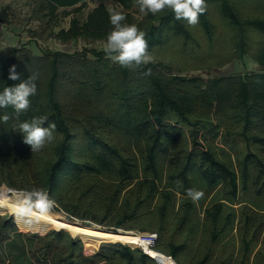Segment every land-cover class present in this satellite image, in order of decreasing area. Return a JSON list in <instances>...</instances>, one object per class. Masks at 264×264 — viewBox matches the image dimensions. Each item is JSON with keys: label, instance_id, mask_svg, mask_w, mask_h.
Segmentation results:
<instances>
[{"label": "trees", "instance_id": "obj_1", "mask_svg": "<svg viewBox=\"0 0 264 264\" xmlns=\"http://www.w3.org/2000/svg\"><path fill=\"white\" fill-rule=\"evenodd\" d=\"M116 1L122 10H114L126 16L122 23L146 33L153 58L147 65L126 68L88 46L106 43L113 26L103 3L77 17L82 0H41L47 16L61 9L77 14L55 37L85 41L82 49L0 51V91L38 76L26 112L17 117L12 107L0 109V118L10 117L0 119L1 191L15 188L24 199L21 191L43 189L66 214L112 227V233H155L151 248L178 264H264V0H205L195 26L170 9L141 11L143 19L135 22L136 0ZM254 7L262 13L250 15ZM225 28L232 41L228 57L197 58L192 70L241 62L244 71L207 81L181 75L175 59L182 52L211 45L209 56L217 60L212 50ZM171 48L173 55L163 54ZM249 63L257 68L245 69ZM12 65L20 79L8 78ZM34 116H46L45 127L56 124L54 139L35 153L17 131ZM189 188L203 191L201 205L212 195L202 217ZM241 194L259 202L237 208ZM52 225L56 230L47 232ZM27 230L36 233L0 217V264H160L131 247L137 244L89 250L93 237L109 231L62 214L34 213Z\"/></svg>", "mask_w": 264, "mask_h": 264}, {"label": "rangeland", "instance_id": "obj_2", "mask_svg": "<svg viewBox=\"0 0 264 264\" xmlns=\"http://www.w3.org/2000/svg\"><path fill=\"white\" fill-rule=\"evenodd\" d=\"M86 3L85 9L82 13H71L70 15H67L64 13V11L61 9L59 11H56V14L54 16H47V12L49 11L47 9L46 4L42 3L41 0H0V51L8 50L9 47H17L19 48L21 45L26 46L27 48H30L34 53L41 52L42 50H59V51H67V52H75L79 49H82L85 45H88L85 41L80 40L78 43H71V42H65L59 41L55 37V33H58L60 29H64L69 27L70 21L73 18V16L77 17L79 16L81 19L85 18V16L99 3L97 0H84ZM103 1L107 4L108 8L117 9L119 8L114 1L112 0H99ZM211 10L212 15L214 14L213 21L216 22L220 27L223 28V23L221 22V18L219 13L217 12V9L213 7V5L209 6V11ZM136 11L133 13L134 15V21L137 22V20H142L143 16L141 15V10H138V7L134 9ZM262 13L261 11L257 10L256 7L253 8L250 15H259ZM264 14V13H263ZM46 15V16H45ZM103 42L96 41L94 43H90L88 46L90 47H98L100 49H103L104 47ZM215 49L212 50V54L214 57H216V61L213 60V58H210V48L207 47L206 49L203 46H199V48H196L195 50L192 48L190 53L182 52L179 56L180 58H176L175 65H179L180 69L182 70L181 75H185L187 77H201L205 81L208 79H211L214 76H220V75H227V74H238L243 72L242 70L243 66L240 63H228L225 66H218V65H211L210 68H203V69H197L192 70L195 68L194 66L199 63L196 61L197 58L203 59V61H207L209 63L213 62H220L222 58L228 57L230 54V51L232 50V41H231V34L225 28V32L221 33L220 38L216 39ZM167 51L169 53H174V49H164L163 54H167ZM173 55V54H172ZM168 59H172L173 57H167ZM173 58V59H174ZM178 59V60H177ZM172 61V60H171ZM257 68V64L249 63L247 68L248 70H255ZM6 188V185L4 186ZM2 187L0 188V197H2V201H0V217L6 218L7 220L14 221V224H16L19 231L23 233H36V232H29L27 230V226H29V223H26L25 220L27 218L20 217L17 214V209L22 206L23 198L19 196V190L17 189H5L4 191H1ZM23 193H26L28 191H21ZM212 195L209 196L206 200L203 201V205H201L200 201H196L198 205V211L199 215L202 217L204 208L209 204V200L211 199ZM257 201L251 194L250 195H242L239 198V202L236 205L237 208H239L241 205H244L245 203H251ZM50 213L54 215L62 214L68 219H72L74 222H79L82 225H96L98 228H103L105 230L108 229H114L112 227L108 228L102 224H98L92 220H80L71 214L68 215L64 211L57 208V205L54 204L53 207H51L48 210ZM32 213H41L39 210L33 208ZM107 228V229H106ZM120 230V232H117L113 234L112 232H108L105 236H102L100 238L93 237L92 242L88 246H92L93 248H88L89 250H98L101 245L106 243H115L120 242L123 244H126L128 246L137 244L138 246H131L132 248H145L148 250L149 248L154 251L151 246L149 248L147 247L148 244H152V238L151 236H146L144 233L147 234H155V233H149V232H140L136 229H129V231L124 230L123 228H117ZM116 229V230H117ZM56 230L55 227L52 225L48 228L47 232ZM109 231V230H108ZM45 232V233H47ZM70 233V232H69ZM234 233H236L234 229ZM43 234V233H42ZM40 234V235H42ZM71 234V233H70ZM71 236H73L71 234ZM76 237V236H73ZM76 238H79L81 242L83 243L80 236H77ZM158 240V236L156 238L155 243ZM146 244V245H145ZM84 245V243H83ZM85 247V245H84ZM144 250V249H143ZM145 251V250H144ZM146 252V251H145ZM157 252V251H154ZM161 253V252H157ZM163 254V253H161ZM166 256V255H165ZM168 257V256H167Z\"/></svg>", "mask_w": 264, "mask_h": 264}, {"label": "clouds", "instance_id": "obj_3", "mask_svg": "<svg viewBox=\"0 0 264 264\" xmlns=\"http://www.w3.org/2000/svg\"><path fill=\"white\" fill-rule=\"evenodd\" d=\"M136 3L141 11L147 10L152 14L170 9L175 19L185 20L190 26H195L199 22V16L206 11L205 0H136ZM108 14L113 29L108 33L103 47L106 56L126 68L150 63L153 58L148 51L145 31L140 30L135 24L122 23L126 16L121 11L109 8ZM16 67L12 65L9 69L8 78L10 80L20 79ZM145 75H151V69H148ZM37 79V74L31 73L19 84L4 87L3 91H0V109L12 107L17 117L26 112L31 104L30 97L37 92ZM9 118V115L5 114L0 119L7 123ZM47 120L46 116H34L18 125L17 131L23 134L24 143L29 145L34 153L41 151L46 143L54 139L56 124L52 121L45 127ZM177 183L180 184L179 181ZM187 195L193 202H196L203 197L204 193L202 190L189 188ZM54 204V199L50 198L47 191L34 188L25 193L22 206L17 209V214L27 218L25 222L30 224L33 219V208L40 212H47ZM35 219L38 220L39 217Z\"/></svg>", "mask_w": 264, "mask_h": 264}, {"label": "bare ground", "instance_id": "obj_4", "mask_svg": "<svg viewBox=\"0 0 264 264\" xmlns=\"http://www.w3.org/2000/svg\"><path fill=\"white\" fill-rule=\"evenodd\" d=\"M0 201H2V197H0ZM146 245V244H145ZM152 244H148L147 247L149 248V246H151ZM150 254H152L154 257H158L161 259L162 262H165L167 264H173L172 260H169L164 254L161 253H157L152 251L150 248L147 250Z\"/></svg>", "mask_w": 264, "mask_h": 264}, {"label": "water", "instance_id": "obj_5", "mask_svg": "<svg viewBox=\"0 0 264 264\" xmlns=\"http://www.w3.org/2000/svg\"><path fill=\"white\" fill-rule=\"evenodd\" d=\"M109 232H112V231H109ZM117 232H120V230L119 229H117V230H115V232H113V234H115V233H117ZM153 245H151V247H152ZM145 251H146V253H148V251L145 249V248H143ZM148 254H150V253H148ZM159 254V253H158ZM167 257V256H166ZM158 263H160V264H167V263H165V262H162L161 261V259L160 258H158V257H153ZM169 260H172V258L171 257H167ZM172 262H173V264H178L177 262H175V261H173L172 260Z\"/></svg>", "mask_w": 264, "mask_h": 264}, {"label": "crops", "instance_id": "obj_6", "mask_svg": "<svg viewBox=\"0 0 264 264\" xmlns=\"http://www.w3.org/2000/svg\"><path fill=\"white\" fill-rule=\"evenodd\" d=\"M84 3H85V1L84 0H82ZM99 3L96 5V7L99 5V4H104V5H106L107 6V4L105 3V2H103V1H99V0H97ZM112 1H114L118 6H120V4H119V2L118 1H116V0H112ZM86 4V3H85ZM63 10V9H62Z\"/></svg>", "mask_w": 264, "mask_h": 264}, {"label": "built area", "instance_id": "obj_7", "mask_svg": "<svg viewBox=\"0 0 264 264\" xmlns=\"http://www.w3.org/2000/svg\"><path fill=\"white\" fill-rule=\"evenodd\" d=\"M150 236H151V238H152V241H153V243L156 241V238H157V234H149ZM153 243H152V245H153Z\"/></svg>", "mask_w": 264, "mask_h": 264}]
</instances>
